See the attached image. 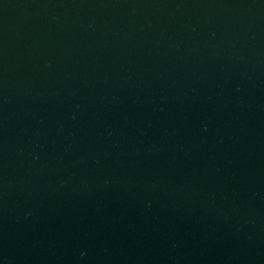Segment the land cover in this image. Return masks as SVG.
<instances>
[{
  "label": "water",
  "instance_id": "1",
  "mask_svg": "<svg viewBox=\"0 0 264 264\" xmlns=\"http://www.w3.org/2000/svg\"><path fill=\"white\" fill-rule=\"evenodd\" d=\"M0 264H264V0H0Z\"/></svg>",
  "mask_w": 264,
  "mask_h": 264
}]
</instances>
